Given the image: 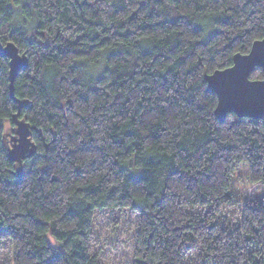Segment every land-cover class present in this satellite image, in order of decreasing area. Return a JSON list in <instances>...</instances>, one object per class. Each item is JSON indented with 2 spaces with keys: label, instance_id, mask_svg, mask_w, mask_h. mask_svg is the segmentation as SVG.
I'll return each instance as SVG.
<instances>
[{
  "label": "trees",
  "instance_id": "trees-1",
  "mask_svg": "<svg viewBox=\"0 0 264 264\" xmlns=\"http://www.w3.org/2000/svg\"><path fill=\"white\" fill-rule=\"evenodd\" d=\"M257 39L264 0H0V41L29 63L19 108L0 56V264H104L108 209L139 217L133 264H264V192L221 219L239 162L264 184V116L220 120L205 77ZM17 112L36 146L20 171L3 141Z\"/></svg>",
  "mask_w": 264,
  "mask_h": 264
},
{
  "label": "water",
  "instance_id": "water-1",
  "mask_svg": "<svg viewBox=\"0 0 264 264\" xmlns=\"http://www.w3.org/2000/svg\"><path fill=\"white\" fill-rule=\"evenodd\" d=\"M0 56H6L9 61L10 89L14 96L15 77L21 69L28 68L27 54L19 52L15 42L4 44L0 41ZM261 67L264 72V39H257L250 50L244 54L235 53L231 66L222 70H215L212 74L205 75L207 88L217 95L216 114L220 120L221 112L225 106V100L233 102V113L238 116H250L258 118L264 116V78L252 79L251 73ZM221 84L223 88H214V85ZM18 107L22 108L24 102L15 97ZM17 112L13 118L15 122V135L9 131L4 134L3 141L10 161L19 163V171L23 165V159L35 153V142L31 138L33 128L28 123L17 118Z\"/></svg>",
  "mask_w": 264,
  "mask_h": 264
},
{
  "label": "rangeland",
  "instance_id": "rangeland-1",
  "mask_svg": "<svg viewBox=\"0 0 264 264\" xmlns=\"http://www.w3.org/2000/svg\"><path fill=\"white\" fill-rule=\"evenodd\" d=\"M12 134V133H11ZM12 135H15L14 133ZM249 164L246 162H239L234 170V181L232 186L234 189V200L240 198L242 201L235 202L222 213L221 219L230 223L240 224L241 208L252 199L261 200L264 192V184H256L248 186L247 180L249 176ZM240 190L242 192H240ZM241 203V204H240ZM240 205V206H239ZM192 213L201 212L203 209L196 208L190 209ZM139 217L126 209H108L98 211L94 221L93 236H94V253L100 254L104 264H133L136 260L134 256L135 249V231L138 225ZM47 238L54 246H61L50 233ZM5 250L0 249V258L3 256ZM6 252H4V256ZM199 253L194 252L190 254V261L188 264L193 263L197 259ZM199 264V263H198Z\"/></svg>",
  "mask_w": 264,
  "mask_h": 264
},
{
  "label": "snow or ice",
  "instance_id": "snow-or-ice-1",
  "mask_svg": "<svg viewBox=\"0 0 264 264\" xmlns=\"http://www.w3.org/2000/svg\"><path fill=\"white\" fill-rule=\"evenodd\" d=\"M214 88H223V85L221 84H217V85H214ZM262 103H264V100H262ZM234 110V107H233V102L231 101V99H227L225 100V106L223 107L222 109V112H221V119H223L225 116L228 115V113L232 112Z\"/></svg>",
  "mask_w": 264,
  "mask_h": 264
}]
</instances>
